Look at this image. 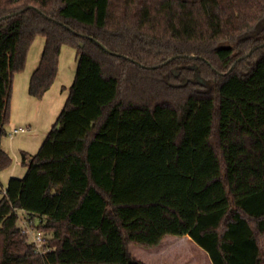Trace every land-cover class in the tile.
Here are the masks:
<instances>
[{
    "label": "trees",
    "instance_id": "obj_1",
    "mask_svg": "<svg viewBox=\"0 0 264 264\" xmlns=\"http://www.w3.org/2000/svg\"><path fill=\"white\" fill-rule=\"evenodd\" d=\"M38 36L31 96L55 82L64 45L78 65L3 191L0 264H145L130 246L168 235L213 264H264V0H0V172L14 76ZM19 211L51 234L47 250Z\"/></svg>",
    "mask_w": 264,
    "mask_h": 264
},
{
    "label": "rangeland",
    "instance_id": "obj_2",
    "mask_svg": "<svg viewBox=\"0 0 264 264\" xmlns=\"http://www.w3.org/2000/svg\"><path fill=\"white\" fill-rule=\"evenodd\" d=\"M45 37L38 36L35 38L33 44L30 47L29 53H31V60L35 56H41L44 50L45 46ZM78 53L77 49L69 46L64 45L61 50L60 60H59V72L58 76L51 86V88L44 94L42 98H36L38 101L37 108L35 110H31L29 112V116L31 118V125L24 124V125H11L10 131H7L6 136L13 135L14 137H20L25 134L33 135L34 138L30 139V148L29 151H26L30 154H35L40 149L41 144L45 140V137L47 136L48 132L52 128V126L57 121V118H59V114L64 107V104L68 98L69 95V88L71 84L74 81L76 69L78 65ZM23 72V71H22ZM10 127L9 123L5 126V128ZM27 128V133H13L16 128ZM22 151H25L24 149H18L13 150V153H10L11 158L13 159L12 165H16L17 169H22V175L19 177H22L25 175V169L22 166V162L18 163L17 156L21 158ZM21 160V159H20ZM3 197L2 192V186L0 184V200ZM20 214V220L19 225H24V220L27 219V214L25 215L23 211H19ZM34 222H37L36 218L30 217ZM44 237H50V233H43ZM28 236V235H27ZM178 238V241L176 245H173V247L165 252V253H158L160 251H150L151 248H144L139 245H135L136 247L147 249L148 252H144L139 255V259H143L144 261H147L148 263L151 261L153 264H203L205 257H204V250L193 242H184L181 241L180 237L178 236H172L169 235L167 238L164 239L163 245H166L169 243L171 239L174 240V238ZM29 241L31 240L28 236ZM191 243V244H190ZM134 247V246H133ZM156 248V247H155ZM133 251H135V247L133 248ZM137 255V253H136ZM207 255V254H206ZM205 263L206 260H205Z\"/></svg>",
    "mask_w": 264,
    "mask_h": 264
},
{
    "label": "crops",
    "instance_id": "obj_3",
    "mask_svg": "<svg viewBox=\"0 0 264 264\" xmlns=\"http://www.w3.org/2000/svg\"><path fill=\"white\" fill-rule=\"evenodd\" d=\"M31 54V53H30ZM28 54V59H27V64H26V70H24L23 72H19V73H16L15 76H14V80H13V89H12V95H11V115H10V122H9V125L10 127L8 126L6 128V131H10L11 129V125L15 126L17 124L19 125H24V124H28V125H31L30 123L32 122L31 121V118L29 116V112L33 109L35 110L37 108V102L38 101H35L37 100L36 98H34L33 96L30 95L29 93V83H30V79H31V76L34 72V70L37 68V66L39 65V62H40V59H41V56H35L34 58H32L31 60V55ZM26 131H23L21 133H27V128H25ZM34 136L33 135H29V134H25V135H22L20 137H14L13 135H10V136H3L2 139H1V145H2V148L7 151L8 153H13V150H18V149H24L25 151H29L28 149L30 148V139H33ZM17 159H19L17 162L20 163V157L17 156ZM24 167V166H23ZM18 167L14 164L8 168H6L5 170L1 171L0 172V184L2 186V192L4 191L7 183H8V180L10 179V177L12 176H21L22 173V169H17ZM23 169H25L26 171V167H24ZM169 236V235H168ZM180 237L181 241L184 242H193V240L188 236H178ZM167 238V236L165 237ZM164 238V239H165ZM174 238L171 239L169 241L168 244L166 245H163V241L164 239L162 240L161 244L159 246H157L156 248H153V249H150V251H155L156 254L158 251V253H165L167 251H169L173 245H176L177 241H178V238L176 237H172ZM191 244V243H190ZM136 244H133L132 246H130V251L132 252V254L137 258L139 259V255L144 253V252H148L147 249H142V248H139V247H136L135 246ZM135 247V251H133V248ZM145 248V247H144ZM204 250V249H203ZM205 253L204 254V257H205V260L207 263H205V260H204V263L203 264H213L209 255L207 254V252L204 250ZM137 253V255H136ZM207 254V255H206ZM141 261H143L145 264H153V262H147V261H144L143 259H139Z\"/></svg>",
    "mask_w": 264,
    "mask_h": 264
},
{
    "label": "built area",
    "instance_id": "obj_4",
    "mask_svg": "<svg viewBox=\"0 0 264 264\" xmlns=\"http://www.w3.org/2000/svg\"><path fill=\"white\" fill-rule=\"evenodd\" d=\"M23 131H26V129L20 127L16 128L13 133L15 134ZM33 223L34 221L27 215V219L24 220V225H21L22 231L30 237V241L33 242L36 247V251L43 252L47 250L44 247L46 238L44 237L43 232L37 230L33 226Z\"/></svg>",
    "mask_w": 264,
    "mask_h": 264
},
{
    "label": "water",
    "instance_id": "obj_5",
    "mask_svg": "<svg viewBox=\"0 0 264 264\" xmlns=\"http://www.w3.org/2000/svg\"><path fill=\"white\" fill-rule=\"evenodd\" d=\"M81 46H83V44H81ZM105 49L106 47L104 45H102ZM187 82H184L183 85H186Z\"/></svg>",
    "mask_w": 264,
    "mask_h": 264
}]
</instances>
